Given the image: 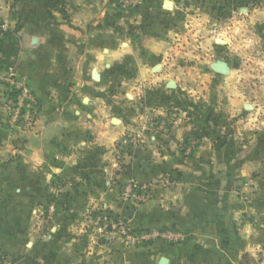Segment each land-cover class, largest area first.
I'll use <instances>...</instances> for the list:
<instances>
[{
    "label": "crops",
    "instance_id": "1",
    "mask_svg": "<svg viewBox=\"0 0 264 264\" xmlns=\"http://www.w3.org/2000/svg\"><path fill=\"white\" fill-rule=\"evenodd\" d=\"M113 1L0 0V20L19 23L16 59L0 67V91L12 73L28 84L38 111L17 129L0 94V250L10 264H159L162 257L240 264L245 255L263 263L264 107L229 78L223 93L206 98L205 75L218 82L220 74L182 61L184 38L198 34L211 54L228 48L233 31L220 30L218 44L207 23L208 7L223 0H170V10L164 0H136L123 12ZM184 87L194 104L173 114L169 128L139 125L146 116L139 105L164 115L163 94ZM128 132L141 139L123 167L118 142ZM163 172L172 184L156 186L151 199L118 200L130 178L146 183ZM100 212L122 213L136 229L172 227L181 240L102 242L92 221Z\"/></svg>",
    "mask_w": 264,
    "mask_h": 264
},
{
    "label": "rangeland",
    "instance_id": "2",
    "mask_svg": "<svg viewBox=\"0 0 264 264\" xmlns=\"http://www.w3.org/2000/svg\"><path fill=\"white\" fill-rule=\"evenodd\" d=\"M263 9L264 0H223L221 3L218 2L215 5L208 7L210 16H208L207 23L209 24V33L212 37H216L217 39L221 38L218 32L220 30L223 31L222 29L233 31L231 42H229L228 48L220 51L217 50L216 54L213 53L214 51H212L213 54H211L209 53L210 51L202 49L200 47L199 34L195 35L193 42L188 38H184L183 50L187 55L183 56L182 61L185 65L198 63L200 61L210 65L213 62L221 61L226 64L228 70H231L226 74H220L218 77H216L218 78V82L213 81L211 77L205 75L207 85L202 88V94L206 96V98L208 96L218 94V90L223 93V80L229 78L233 82L235 91H237L238 93H243L246 97V100L249 101L251 99L252 101L257 102L264 107V24L258 21L260 20V16H262L261 10ZM16 12L18 13V11ZM182 23L183 27L186 28V31L188 29L191 30V25L189 22L186 23V20H183ZM196 25L197 24H193V26ZM18 26V22L6 23L0 20V67L5 63L9 62L11 65L15 62V50L18 44V39L14 37V34L16 33ZM201 50L205 52L204 54H202L203 57L199 56ZM185 74L189 75L186 72ZM196 74H198V71ZM196 89L197 88H195L194 90ZM8 92L9 89L8 85L6 84L4 86L3 92L0 91L1 102L3 105V109L5 110L6 119L8 117V113L6 112L4 102L5 98L8 96ZM190 94H192V89L189 87H184V90L181 92V94L174 93L173 89L167 90L163 94V106L162 108H160L163 110L164 115H155L154 107L151 110L145 111V108L143 109V107H140L139 105L137 111L139 110L143 114L146 113V116L141 118V122L139 123V125L146 128L163 127L160 128L162 129L161 131L169 128V126L171 125V120H173L171 117H174L173 114L179 113L184 109L187 110L189 109L188 107H192V105L194 104L193 101L188 99V95ZM143 98V96H140L139 99ZM165 113L167 115H165ZM262 113L261 115L264 119V112ZM185 116L188 115L186 114ZM225 120L227 119L225 118ZM215 125L218 126L217 123H215ZM260 125L264 128V120ZM13 127L23 130V128L18 127V125H14ZM218 134L219 135L217 141H226L223 138V134ZM124 138H126V140H124L125 144H121V142H118V148L120 147L119 156L123 167L125 166L124 164L128 163V161L132 159V157H134V151L136 148L135 146H138L140 144L139 140L141 139V136H139L135 132H128L123 135V139ZM184 144H186V146ZM184 144L183 149L181 150L184 155L188 156L190 154V150L193 147V144L191 143V141H188ZM242 150L244 152L245 148H243ZM172 181V176L166 174V172H163L162 176L156 181L147 182L149 183V197L146 200L151 199V195L154 189H156V186H170L172 184ZM103 213L104 212H100L99 214ZM99 214L93 216L92 221L94 222L95 220L94 228H96L98 225L97 221L100 216ZM109 214L120 216L123 215L122 213ZM100 240H102V242H105L101 237ZM261 260L262 259H259V256L249 257L245 255L240 264H264V262L260 263Z\"/></svg>",
    "mask_w": 264,
    "mask_h": 264
},
{
    "label": "built area",
    "instance_id": "3",
    "mask_svg": "<svg viewBox=\"0 0 264 264\" xmlns=\"http://www.w3.org/2000/svg\"><path fill=\"white\" fill-rule=\"evenodd\" d=\"M136 0H114L113 7L119 11H125L133 6ZM8 85V96L5 98L7 121L12 126L26 128L32 125L37 117V103L29 86L22 80H17L12 73L5 77ZM13 92V96L10 94ZM163 128V127H160ZM159 128V129H160ZM149 183H138L133 178L123 188L119 195L121 203L132 205L145 201L149 197ZM54 207L49 206L48 212H53ZM96 231L99 237L106 242L120 240L132 246H147L155 240L173 241L181 238L180 232L172 227L154 229H136L131 227L124 215L99 214ZM0 264H9L6 254L0 250Z\"/></svg>",
    "mask_w": 264,
    "mask_h": 264
},
{
    "label": "water",
    "instance_id": "4",
    "mask_svg": "<svg viewBox=\"0 0 264 264\" xmlns=\"http://www.w3.org/2000/svg\"><path fill=\"white\" fill-rule=\"evenodd\" d=\"M162 7L164 10H170L171 9V1L170 0H164L163 3H162ZM218 43H221L223 44L224 41L223 40H219L217 39L216 40ZM36 42V39L35 38H32V43L34 44ZM210 67L211 69L217 73V74H226L228 72V69H227V66L226 64H224L223 62L221 61H216V62H213L212 64H210ZM169 88H173V84L170 83ZM246 108L248 109L249 106H246ZM112 123L114 124H118L119 123V120L117 118H112ZM145 164V162L143 163ZM143 166V165H142ZM145 167V166H143ZM1 209H2V202L0 201V214H1ZM132 213V210L130 209H127L126 210V213H125V216L127 218H130L131 217V214ZM168 260L165 258V257H162L160 260H159V264H167Z\"/></svg>",
    "mask_w": 264,
    "mask_h": 264
},
{
    "label": "trees",
    "instance_id": "5",
    "mask_svg": "<svg viewBox=\"0 0 264 264\" xmlns=\"http://www.w3.org/2000/svg\"><path fill=\"white\" fill-rule=\"evenodd\" d=\"M15 94V93H14ZM13 92L10 94V96H13L14 95Z\"/></svg>",
    "mask_w": 264,
    "mask_h": 264
}]
</instances>
